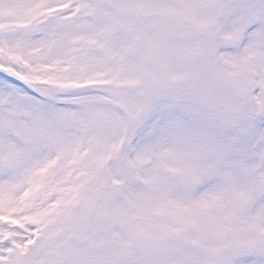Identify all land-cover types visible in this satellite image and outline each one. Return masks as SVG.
<instances>
[{
  "label": "snow or ice",
  "instance_id": "obj_1",
  "mask_svg": "<svg viewBox=\"0 0 264 264\" xmlns=\"http://www.w3.org/2000/svg\"><path fill=\"white\" fill-rule=\"evenodd\" d=\"M0 264H264V0H0Z\"/></svg>",
  "mask_w": 264,
  "mask_h": 264
}]
</instances>
